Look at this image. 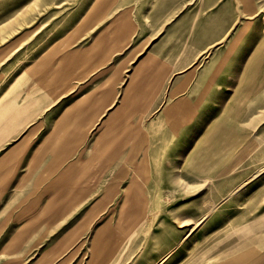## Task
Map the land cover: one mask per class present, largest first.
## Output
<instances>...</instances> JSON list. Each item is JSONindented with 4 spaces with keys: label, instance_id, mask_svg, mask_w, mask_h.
<instances>
[{
    "label": "rangeland",
    "instance_id": "rangeland-1",
    "mask_svg": "<svg viewBox=\"0 0 264 264\" xmlns=\"http://www.w3.org/2000/svg\"><path fill=\"white\" fill-rule=\"evenodd\" d=\"M121 11L128 13L132 26L123 27L129 31L128 46L134 53L140 50L133 65L151 49L159 78L167 73L164 83L148 91L146 76L134 78L136 69L130 64L128 69L115 70L110 78L111 72L106 71L103 82L115 81L114 92H99L111 85L89 87L91 82L72 94L62 92L65 97L46 104L41 114L45 125L40 132L47 134L70 109L78 126L99 120L92 129L93 122L86 128L78 149L87 133H100L101 117L118 113L129 123L125 128L131 136L111 163L109 180L99 184L94 197L87 200L88 209L98 200L103 208L95 212L92 229L69 253L71 264H85L93 234L108 221L121 236L109 264H146L155 254L173 250L186 230L176 228L174 217L190 212L202 217L187 238L198 236L197 245L174 250L169 264H226L248 251L253 256L240 264H264V172L252 179L264 166V58L259 55L264 52V0H252L251 5L241 0H0V40L6 36V23L16 22L15 29H21L24 17L32 21L41 14L48 26L47 45L55 34L51 23L61 24L58 42L64 41L57 48L50 47L52 54L65 58L72 47L83 50L99 28ZM106 29L121 32L110 25ZM124 53L114 54L117 61ZM67 63L62 59L61 69ZM128 88L132 91L127 92ZM46 97L52 99L48 87ZM218 126L225 129L228 145L205 155L207 141ZM92 135L86 148H93ZM114 178L118 182H112ZM134 183L141 197L135 195ZM130 196L143 203L130 209L127 205L126 214H138L129 220L137 224L136 229L125 232L118 220L123 201ZM211 205L216 207L213 213ZM147 214L151 215L149 223H142Z\"/></svg>",
    "mask_w": 264,
    "mask_h": 264
},
{
    "label": "crops",
    "instance_id": "crops-1",
    "mask_svg": "<svg viewBox=\"0 0 264 264\" xmlns=\"http://www.w3.org/2000/svg\"><path fill=\"white\" fill-rule=\"evenodd\" d=\"M119 13H124L125 19L118 27L122 36L118 49L111 50L109 59L98 66L95 59L78 64L73 58L65 68L70 74L64 81L61 54H52L51 50L54 45L58 47L61 24L51 23L55 34L49 37L47 45L45 29L48 26L41 20V14L32 21L24 17L21 29H15L16 22L6 23V36L0 40V264H71L69 253L92 229L95 212L103 208L102 200H98L88 209L87 200L94 197L99 184L109 180L111 163L122 153L131 136L125 128L129 123L118 117V113L108 117L101 115L100 133H87L85 143L78 149L86 128L93 122L92 129L99 120L91 119L77 127L72 121L74 114L70 112L74 110L70 109L55 120L52 132H40L45 125L41 114L46 104H56L65 97L62 92L72 94L91 82L89 87L111 85L99 92H114L115 81L103 82L108 75L106 71L111 72L110 78L115 70L128 69L130 64L136 69L134 78L146 76L148 91H152V86L156 89L167 78V73L162 74L164 80L163 76L159 78L157 60L151 49L146 52L149 55L138 58L137 65H133L140 50L134 53V49L129 48V31H124L123 27L132 29V26L128 24V13ZM112 19L99 28L83 50L72 47L67 54L72 57L77 51L82 56L95 39L105 35ZM104 51L102 48L98 53ZM123 51V57L117 61L114 54ZM134 78L127 82L134 84ZM63 85L66 86L64 91ZM47 87L52 95L50 101L46 97ZM131 91L132 88L127 89ZM99 104L103 102L99 100ZM76 127L80 129L78 137ZM91 135L93 148H86ZM99 138L113 142L114 148L96 154L94 144Z\"/></svg>",
    "mask_w": 264,
    "mask_h": 264
},
{
    "label": "bare ground",
    "instance_id": "bare-ground-1",
    "mask_svg": "<svg viewBox=\"0 0 264 264\" xmlns=\"http://www.w3.org/2000/svg\"><path fill=\"white\" fill-rule=\"evenodd\" d=\"M243 3H248V5H251V2L252 0H241ZM125 19V14L122 13L120 14L118 17H116L114 20L111 21L110 23V26H113V27H119L121 26L120 24L124 21ZM108 33V34H107ZM117 31H109L107 29H105L104 31V36H99L97 39H95L93 41V43L91 44V48L89 50H86V51H83L84 54H82V56H80L78 54L77 51H74L73 52V55L72 57L70 56V54H67L65 58H62L65 62H70L73 58L78 61L79 63L78 64H81L83 63L85 60H92V59H95V64L98 66L99 64H101L103 61L109 59V56L111 55V50H117V44L118 43H121V32L118 33ZM206 38V37H205ZM63 40H61L60 42L57 43V46H60L61 42H63ZM214 41V40H213ZM208 42V41H207ZM206 44V43H205ZM104 48V52L103 53H98V50L99 49H102ZM259 55L261 56V59L264 58V52H259ZM67 63V64H68ZM182 63V62H181ZM77 64V63H76ZM183 64V63H182ZM186 65V63H185ZM187 66V65H186ZM185 66V67H186ZM183 68V67H182ZM74 71V70H73ZM70 74V72H66L65 69L62 70V74H61V77H62V80L64 81L65 77H67L68 75ZM235 82V81H234ZM255 89V88H254ZM82 104V102L80 103ZM142 106V105H141ZM70 115V114H69ZM74 117V115L72 116ZM77 127H79L77 125ZM76 127V128H77ZM80 134V129L77 128L76 129V136L78 137ZM225 136H226V133H225V129H223V127H220L218 126L216 128V130L214 131L213 135H211L207 141V146L204 148L205 150V155H208V153L212 152V151H215L216 149H221L223 147H225L226 143H228L226 140H225ZM169 143V142H167ZM208 144H210V147L208 146ZM115 144L113 142H106V141H102L100 138L98 140L95 141V144H94V151L96 154H99V153H103V152H106V151H111L113 148H114ZM158 146V145H157ZM164 147V146H163ZM162 148V147H160ZM158 150V148H157ZM161 150V149H160ZM263 152V151H262ZM212 154V153H210ZM259 154V153H257ZM256 154V155H257ZM204 155V154H203ZM253 155V154H252ZM251 155V156H252ZM255 155V156H256ZM262 155V154H260ZM264 156V155H263ZM259 157V156H258ZM257 157V158H258ZM207 158V157H206ZM262 158V157H261ZM253 159V158H251ZM255 159V158H254ZM256 161V160H254ZM252 162V161H251ZM158 163V162H157ZM162 163V162H161ZM250 163V162H249ZM257 163V161H256ZM261 164V163H260ZM259 165V164H257ZM246 166V165H245ZM256 166V165H255ZM159 167V165H158ZM156 167V168H158ZM249 167V166H248ZM252 168V167H250ZM254 168V166H253ZM180 169V168H179ZM157 170H160V169H157ZM242 170V169H241ZM246 170V169H245ZM238 171V170H237ZM236 171V172H237ZM244 171V168L243 170ZM241 172V171H239ZM238 172V173H239ZM255 172V171H254ZM264 172V166H262L258 172L252 176L253 178L252 179H255L257 178L258 176H260L262 173ZM157 173V172H156ZM179 173V171H178ZM232 175V174H231ZM235 175V174H234ZM237 179V177H236ZM213 181V180H212ZM215 181V180H214ZM244 181V180H243ZM248 181V180H247ZM209 183V182H208ZM247 184V183H246ZM212 186V185H211ZM131 187L133 188L134 190V193L135 195L137 196V194L140 195L141 197V193L140 192H137L135 191L137 188H136V183L132 184ZM244 187V186H243ZM139 188V187H138ZM260 188V187H259ZM189 189V188H188ZM234 189V188H233ZM232 189V190H233ZM241 189V187H240ZM179 190V189H178ZM158 192V190H157ZM156 192V193H157ZM183 192V191H182ZM190 192V191H189ZM218 192V191H217ZM263 192V191H262ZM111 193V191L109 192ZM137 193V194H136ZM160 192H158L159 194ZM188 193V192H186ZM261 193V192H260ZM206 194V193H205ZM209 194V193H208ZM208 194H207V197H208ZM221 195V194H220ZM234 195V194H233ZM153 196V195H152ZM204 196V195H203ZM227 196V194H226ZM232 196V195H231ZM264 196V195H263ZM187 197V196H186ZM225 197V196H224ZM255 197V196H254ZM253 197V198H254ZM262 197V196H261ZM230 198V197H228ZM135 199H137L138 202L135 203ZM153 199V198H152ZM208 199V198H207ZM227 199V198H226ZM252 199V198H251ZM158 200V199H157ZM164 200V199H163ZM179 200V199H178ZM182 200V199H181ZM254 200V199H253ZM167 201V200H166ZM169 201V200H168ZM177 200H175L176 202ZM206 201V200H205ZM210 201V200H209ZM250 201V199H249ZM157 202V201H156ZM165 202V201H163ZM173 202V201H172ZM208 202V201H207ZM212 202V201H211ZM143 203V200L142 199H139V198H135V196H130V199H127V200H124L123 201V208L121 209L120 211V217H119V229L122 228V230H124L125 232L126 231H132L130 229H136L137 227V224H134L132 222H130L129 220L130 219H133V217H135L138 213H132V214H126V207L127 205L129 206L127 209H130V207L132 205L136 206V205H142ZM151 203V202H150ZM162 203V202H161ZM257 203V202H256ZM255 203V204H256ZM154 204V203H153ZM156 204V203H155ZM205 205V202L203 203ZM208 204V203H207ZM206 204V205H207ZM210 204H213V203H210ZM162 205V204H161ZM203 205V206H204ZM220 205V204H219ZM151 206V205H150ZM154 206V205H153ZM170 206V205H169ZM202 206V207H203ZM212 207L209 208V210L211 211L210 213H213L212 211L216 208L215 206L211 205ZM250 206V205H249ZM248 206V208H249ZM184 207V206H183ZM243 207V205H242ZM246 207V206H244ZM158 208V207H157ZM165 208V207H164ZM182 208V207H181ZM199 208V207H198ZM246 208V209H248ZM260 208V207H259ZM180 209V208H178ZM177 209V210H178ZM185 209V208H184ZM200 209V208H199ZM157 210V209H156ZM250 210V208H249ZM249 210H246L248 212H251ZM252 210V209H251ZM176 211V210H175ZM199 211V210H198ZM202 211V210H201ZM242 211V210H241ZM245 211V212H246ZM179 212V211H178ZM171 213V212H170ZM173 213V212H172ZM136 214V215H135ZM154 214V213H153ZM161 215V213H159ZM175 214V213H174ZM201 213L199 214H195L193 212H190L189 214H186L185 216L184 215H177L175 216L174 218L176 220H178V222L176 223V228L177 229H185V232L182 234V236H180L178 242L175 243V249L173 248V250H169V251H164V252H161V253H157L155 254L152 258L149 259V261H147L146 264H169L170 260H171V257L173 255V252L174 250L177 249V251H183L184 249H189L190 247H195V245H197V240L199 239L198 236H194L192 237L191 239H187L189 236H191V231L193 230V227L197 224V222L202 219L201 216H198L200 215ZM244 214V213H242ZM247 214V213H245ZM156 216V214H154ZM151 215L150 214H147L145 215L144 219H142V223H143V220L145 223L148 222V218L150 217ZM247 216V215H246ZM261 216V215H260ZM158 217V216H157ZM171 217V216H170ZM210 217V215H209ZM243 217V216H242ZM152 219V218H151ZM237 219V218H236ZM239 219V218H238ZM242 219V218H241ZM253 219V218H252ZM257 219V218H256ZM162 221V220H160ZM149 223V222H148ZM159 223V222H158ZM228 224V223H227ZM233 224V223H232ZM141 225V224H139ZM152 225V224H151ZM154 225V224H153ZM149 226V224H148ZM161 226V225H160ZM237 226V225H236ZM135 227V228H134ZM164 227V226H163ZM226 227V226H225ZM223 228V227H222ZM228 228V227H227ZM226 228V229H227ZM224 229V228H223ZM148 231V230H147ZM251 231V230H250ZM116 231L114 230V226H112L110 224V222H106L104 224H102L101 226H99L95 233L93 234L92 236V240H91V246L89 247L90 248V255L89 257L87 258V260L85 261V264H109V262H111L113 259H111L113 257V254L116 252V249L120 246V241H121V236L117 233H115ZM135 232V231H134ZM249 232V231H248ZM143 234H146V233H143ZM188 234V235H187ZM222 234V233H221ZM235 234V233H234ZM252 236V235H251ZM154 237V236H153ZM238 237V236H237ZM190 238V237H189ZM234 238V237H233ZM240 238V237H239ZM231 239V238H230ZM229 239V240H230ZM238 239V238H237ZM241 240L243 239L242 237L240 238ZM154 240V239H153ZM188 240V241H187ZM212 240V239H211ZM210 240V241H211ZM215 240V239H214ZM228 240V241H229ZM244 240V239H243ZM157 241V240H156ZM227 241V242H228ZM209 242V241H208ZM240 242V240H239ZM242 242V241H241ZM155 243V242H154ZM218 243V241L216 242ZM224 243V242H223ZM221 243V244H223ZM226 243V241H225ZM231 244V242H229ZM208 244V243H207ZM220 244V245H221ZM255 244V243H254ZM199 245V244H198ZM224 245V244H223ZM201 246V245H200ZM227 246V245H226ZM205 247V246H204ZM218 247V246H217ZM223 247V246H221ZM219 247V248H221ZM233 247V246H232ZM156 249V248H155ZM198 249V248H197ZM218 250V249H217ZM229 250V249H228ZM156 251V250H155ZM158 251V250H157ZM203 251V250H202ZM200 252V251H199ZM203 253V252H202ZM201 253V254H202ZM200 255V254H199ZM189 256V255H188ZM253 256V252L252 251H248V252H245L239 256H234L233 258H231L226 264H240L242 261L244 262L245 260H247L249 257H252ZM197 257V256H196ZM201 257V256H199ZM197 260V259H196ZM194 260V261H196ZM214 260V259H213ZM212 260V261H213ZM215 262V261H214ZM194 263V262H193ZM79 264V263H78ZM197 264V263H195ZM211 264V263H210Z\"/></svg>",
    "mask_w": 264,
    "mask_h": 264
}]
</instances>
